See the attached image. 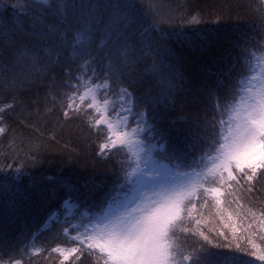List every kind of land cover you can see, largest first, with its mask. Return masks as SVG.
Instances as JSON below:
<instances>
[{
	"label": "snow or ice",
	"instance_id": "snow-or-ice-1",
	"mask_svg": "<svg viewBox=\"0 0 264 264\" xmlns=\"http://www.w3.org/2000/svg\"><path fill=\"white\" fill-rule=\"evenodd\" d=\"M8 7L20 18L11 29L0 21V43H14L12 33L26 35L18 62L40 72L61 66L63 79L51 78L49 95L62 97L66 120L85 119L100 140L98 156L118 159L107 170L113 177L107 191V182L93 177L83 191L60 181L75 196L64 200L67 211L52 213L30 236L22 231L15 243L0 234V264H40L36 256L45 264H252L243 256L264 264V247L254 239L264 241V39L255 44L245 37L236 44L238 76L218 68L197 85L207 104L181 131L166 125L185 79L182 58L167 41L196 47L183 29L199 25L198 15L182 17L176 31L164 33L162 19L153 15L149 21L138 0H16ZM253 11L264 31V0ZM13 107L0 104V136ZM10 158L14 163L0 162V173L11 170L0 182L5 221L31 210L18 196L27 166L18 153ZM37 162L32 155L31 165ZM31 185L39 197L46 194L35 178ZM242 200L259 204L258 211L245 209ZM228 208L241 227L225 223L230 235L208 227L205 210L223 222L225 215L232 220ZM45 228L51 235L41 241Z\"/></svg>",
	"mask_w": 264,
	"mask_h": 264
},
{
	"label": "trees",
	"instance_id": "trees-1",
	"mask_svg": "<svg viewBox=\"0 0 264 264\" xmlns=\"http://www.w3.org/2000/svg\"><path fill=\"white\" fill-rule=\"evenodd\" d=\"M167 1L170 3V8L168 5L166 7L169 12L161 18V30L164 33L176 31L182 17L198 15L201 19L199 25H185L183 29L193 38L196 47H190L187 43H180L171 37L167 41L169 47L182 58L180 71L185 79L182 82V90H178L175 94V104L167 110L166 125L182 131L187 128L185 121L190 120L207 104L197 92V85L218 68L223 71L231 70L233 75L238 76L242 56L236 44L245 37L250 38L255 44H260L264 39V31H261L260 19L253 11V7L259 4L260 0ZM138 3L141 14L150 21L153 15H156L150 0H138ZM9 4L5 1V6L0 8V21H8L6 26L11 29V18L16 12L8 7ZM10 38L14 43H0V104L14 105L5 114L8 131L0 136V162L14 163L10 157L13 153H18L19 162L27 166L25 175L18 182V187L22 190L18 196L31 208L22 216H9L6 221L3 210L0 209V234H3L9 243H15L18 234L22 231H26L30 236L45 227L52 213L58 210L67 211L64 200L69 196L75 199V196L67 188L62 187L60 181L83 191L82 185L85 180L93 177L97 183L106 181L105 191H107L113 180L112 174L107 170L117 167L118 158L106 160L98 156L100 140L90 135L85 119L66 120L59 107V100L62 97L54 100L53 96L49 95L51 78L56 76L58 82L62 80L63 68L57 65L46 72H40L30 68L28 62H18L17 49L23 43L29 42L30 38L16 33H12ZM31 42L37 43L34 38ZM200 45H203V48H200ZM259 54L257 52V55ZM217 61L220 63L217 64ZM45 62L40 61L37 67L42 68ZM148 63H151V59ZM13 82H15L14 86ZM48 109L52 111L48 112ZM175 138L174 134L173 139ZM179 139L183 140V136H179ZM32 155L38 156L35 166L31 165ZM10 172L11 170L8 173H0V182L8 177ZM47 177L53 179L48 180ZM34 178L39 181V187L46 191L43 197H39L37 190L31 185ZM52 189H55V192L49 197L47 192ZM241 204L245 209L254 208L257 211L259 209V204L253 205L246 200H242ZM224 207L228 206L225 204ZM233 208H228V212L232 213V220H228L225 215L223 222L215 212L209 216L205 210L208 227L225 231L229 235L231 230L224 228L225 223L229 225L235 223L237 227H241L240 217L236 216ZM57 227L58 225L53 224V231ZM260 231L264 233V230ZM50 235L51 233L45 228L40 232L41 241ZM254 239L264 247V241H260L258 237ZM55 244L56 242H52L49 246L55 247ZM44 255L47 256V253ZM33 259L45 264L39 256ZM243 260L251 261L252 264H262L256 257L243 256ZM51 264H58V260H52Z\"/></svg>",
	"mask_w": 264,
	"mask_h": 264
},
{
	"label": "rangeland",
	"instance_id": "rangeland-1",
	"mask_svg": "<svg viewBox=\"0 0 264 264\" xmlns=\"http://www.w3.org/2000/svg\"><path fill=\"white\" fill-rule=\"evenodd\" d=\"M8 3H15L16 0H5ZM151 5L153 6L154 10H155V14L156 16H158L159 18H164L166 16V14H168L169 9L166 7L167 5L170 8V3L167 0H150ZM16 14L13 18H11V24H13V22H15L17 19L20 18V14L18 13V11L16 9H14ZM227 119V118H226Z\"/></svg>",
	"mask_w": 264,
	"mask_h": 264
}]
</instances>
